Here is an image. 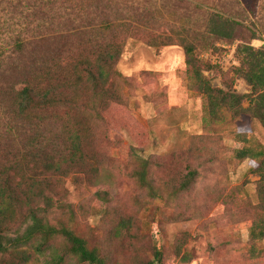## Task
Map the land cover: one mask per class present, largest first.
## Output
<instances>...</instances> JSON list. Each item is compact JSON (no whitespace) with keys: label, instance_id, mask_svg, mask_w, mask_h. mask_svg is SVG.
I'll use <instances>...</instances> for the list:
<instances>
[{"label":"trees","instance_id":"1","mask_svg":"<svg viewBox=\"0 0 264 264\" xmlns=\"http://www.w3.org/2000/svg\"><path fill=\"white\" fill-rule=\"evenodd\" d=\"M256 2L259 15L253 14L255 21L247 25L245 8L230 11L215 4L211 7L217 12H208L206 20L208 38L241 40L233 72L251 92L238 94L231 88L233 78L228 90L211 84L204 71L213 65L198 58L197 46L183 27L173 28L175 38L153 34L148 20L121 18V4L0 0V13L6 17L0 18V264H111V252L101 241H90L75 230L77 213L66 198L64 183L71 178L92 187L100 181L107 114L127 104L130 78L116 68L127 39H141L154 48H183L186 76L194 94L204 100L206 132L218 133L212 127L223 123L225 108L234 118L247 114L264 128V44H249L264 35V0H252ZM81 13L92 15L82 18ZM244 32L249 33L247 41ZM245 100L248 106L243 107ZM231 133L242 143L231 150L232 159L257 164L252 169L259 177L257 202L245 205L251 220L246 252L257 258L264 254V144L245 132ZM139 164L134 175L140 186L150 189L149 161L141 159ZM187 172L176 191L187 190L195 181L198 171L190 167ZM93 196L109 202L106 191L96 190ZM84 207L77 209L84 212ZM132 223L129 217L118 219L115 235L120 229L126 234ZM162 258L154 246L151 258L139 261L160 264Z\"/></svg>","mask_w":264,"mask_h":264},{"label":"rangeland","instance_id":"2","mask_svg":"<svg viewBox=\"0 0 264 264\" xmlns=\"http://www.w3.org/2000/svg\"><path fill=\"white\" fill-rule=\"evenodd\" d=\"M93 2L109 7L121 4V18L148 20V30L153 34L175 38L173 28L181 31L183 27L197 46L198 58L213 65L204 75L214 87L228 90L233 78L231 88L236 93L251 92L233 72L239 64L235 49L241 40L228 43L208 38L206 20L208 12H217L211 7L215 4L230 11L245 8L249 19L243 23L247 25L249 20L255 21L253 14L259 15L255 12L258 2ZM91 15L80 14L82 18ZM0 18H6L5 14L0 13ZM242 36L247 41L249 33ZM249 44L261 47L264 35L258 34ZM184 60L179 45L154 48L141 39H127L116 65L130 78L127 104L112 107L107 114L108 140L100 149L104 156L100 181L92 187L84 181L74 183L71 178L64 183L66 198L77 213L75 230L90 241H101L111 252V264H140V259L151 258L154 246L163 254L160 264H264V254L249 258L246 252L251 220L245 205L257 202L259 177L252 170L257 164L232 159L231 150L242 143L230 136L231 131L245 132L264 144V128L247 114L234 118L225 108L223 123L212 127L218 133L206 132L202 122L204 100L194 94ZM242 106H248V100ZM141 159L149 161L146 183L150 189L140 186L134 175ZM190 167L198 171L195 181L187 190L176 191ZM96 190L106 191L109 202L96 199ZM80 205L85 206L84 212L78 211ZM121 217L132 218L133 227L126 234L120 229L116 236ZM262 245L264 248V242Z\"/></svg>","mask_w":264,"mask_h":264}]
</instances>
